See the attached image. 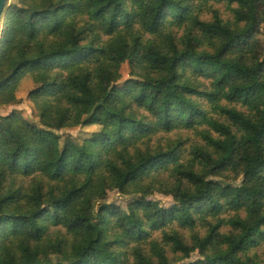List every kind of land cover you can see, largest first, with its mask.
I'll list each match as a JSON object with an SVG mask.
<instances>
[{"label":"trees","instance_id":"obj_1","mask_svg":"<svg viewBox=\"0 0 264 264\" xmlns=\"http://www.w3.org/2000/svg\"><path fill=\"white\" fill-rule=\"evenodd\" d=\"M262 24L264 0L9 3L0 96L30 73L45 125L0 113V264H264Z\"/></svg>","mask_w":264,"mask_h":264},{"label":"rangeland","instance_id":"obj_2","mask_svg":"<svg viewBox=\"0 0 264 264\" xmlns=\"http://www.w3.org/2000/svg\"><path fill=\"white\" fill-rule=\"evenodd\" d=\"M13 0H10L11 3ZM20 4L26 5V0H18ZM258 38L264 47V24L261 26ZM131 76V69L128 63H124L121 67L120 72L115 77V82L123 84ZM37 88L34 80L32 79L30 73H25L21 75L15 82V86L9 90L3 92L0 96V113L8 114L15 110L22 114L25 118L37 123L38 125H45L41 122L37 108L34 102L31 100L29 94L31 91ZM100 127L96 124L87 126H77L69 129L60 131L64 134L61 138L62 146L69 147L71 150H75L78 143H81L85 138H90L95 136L99 132ZM109 201H115L119 204H125L126 199L119 195L116 191L110 192ZM155 199H159L162 204L169 206L172 204L173 200L169 196L162 194H157L154 196ZM96 207L89 211L88 215L92 217Z\"/></svg>","mask_w":264,"mask_h":264},{"label":"water","instance_id":"obj_3","mask_svg":"<svg viewBox=\"0 0 264 264\" xmlns=\"http://www.w3.org/2000/svg\"><path fill=\"white\" fill-rule=\"evenodd\" d=\"M10 0H0V21L2 20L8 6Z\"/></svg>","mask_w":264,"mask_h":264}]
</instances>
